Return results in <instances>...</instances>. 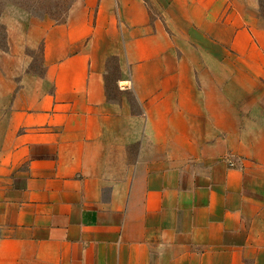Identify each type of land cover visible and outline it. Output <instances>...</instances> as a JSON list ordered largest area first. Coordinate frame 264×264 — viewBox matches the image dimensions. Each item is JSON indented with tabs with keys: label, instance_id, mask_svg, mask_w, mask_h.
I'll return each mask as SVG.
<instances>
[{
	"label": "crops",
	"instance_id": "obj_1",
	"mask_svg": "<svg viewBox=\"0 0 264 264\" xmlns=\"http://www.w3.org/2000/svg\"><path fill=\"white\" fill-rule=\"evenodd\" d=\"M34 27L43 77L0 64V264H264L261 0Z\"/></svg>",
	"mask_w": 264,
	"mask_h": 264
},
{
	"label": "rangeland",
	"instance_id": "obj_2",
	"mask_svg": "<svg viewBox=\"0 0 264 264\" xmlns=\"http://www.w3.org/2000/svg\"><path fill=\"white\" fill-rule=\"evenodd\" d=\"M97 0H0V64H10L17 60L18 64H26L27 73L31 77L40 78L44 75L43 41L37 31V23L46 19L51 23L60 24L66 21L71 8L76 5H93ZM99 1V0H98ZM264 13V0H261ZM116 5V10H117ZM93 16L96 15V8ZM152 12L159 10L150 4ZM118 13V12H117ZM7 20V21H3ZM10 40L15 56L7 55L10 51ZM216 58V56H213ZM112 64L116 69V60ZM20 72V67H19ZM116 70L113 77L116 79ZM20 77V76H19Z\"/></svg>",
	"mask_w": 264,
	"mask_h": 264
}]
</instances>
